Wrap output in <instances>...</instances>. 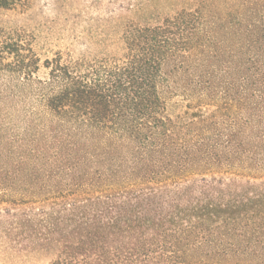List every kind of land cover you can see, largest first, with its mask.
<instances>
[{
  "label": "trees",
  "instance_id": "1",
  "mask_svg": "<svg viewBox=\"0 0 264 264\" xmlns=\"http://www.w3.org/2000/svg\"><path fill=\"white\" fill-rule=\"evenodd\" d=\"M140 1L0 0V261L264 264V0Z\"/></svg>",
  "mask_w": 264,
  "mask_h": 264
},
{
  "label": "rangeland",
  "instance_id": "2",
  "mask_svg": "<svg viewBox=\"0 0 264 264\" xmlns=\"http://www.w3.org/2000/svg\"><path fill=\"white\" fill-rule=\"evenodd\" d=\"M107 0H103V3H106ZM125 3H135L137 4L138 0H122ZM178 1V2H177ZM182 1V2H181ZM170 0V2L172 3L171 6L173 7V10H177L178 8H180L183 5L184 0ZM196 1V0H195ZM143 1L141 0L140 3H142ZM156 2H160V0L156 1ZM193 2V1H192ZM161 3V2H160ZM194 4V3H193ZM194 6V5H191ZM186 7H189V5H186ZM159 10L160 8H162V5L158 7ZM166 7H164V10L162 11H157V13H161V15L163 14L162 12H166ZM172 12V11H170ZM48 257L44 256V255H34V256H22L16 260H14L13 262L9 263V264H48ZM0 264H6L4 261H0Z\"/></svg>",
  "mask_w": 264,
  "mask_h": 264
}]
</instances>
